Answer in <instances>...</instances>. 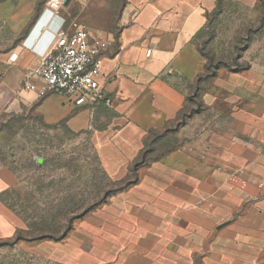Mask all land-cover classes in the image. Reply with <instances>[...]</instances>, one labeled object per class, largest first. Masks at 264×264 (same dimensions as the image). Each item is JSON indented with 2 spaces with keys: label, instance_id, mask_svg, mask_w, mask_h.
<instances>
[{
  "label": "crops",
  "instance_id": "crops-1",
  "mask_svg": "<svg viewBox=\"0 0 264 264\" xmlns=\"http://www.w3.org/2000/svg\"><path fill=\"white\" fill-rule=\"evenodd\" d=\"M83 2L0 0V120L30 110L88 133L103 170L120 181L149 131L178 122L189 105V85L207 69L197 39L219 0H123L117 37L108 26L91 28L112 41L98 77L109 103L78 106L65 94L24 89ZM240 117L145 166L95 215L92 229L107 221L102 230L121 264H264V116ZM9 188L0 175V238L26 228L2 200Z\"/></svg>",
  "mask_w": 264,
  "mask_h": 264
},
{
  "label": "rangeland",
  "instance_id": "rangeland-1",
  "mask_svg": "<svg viewBox=\"0 0 264 264\" xmlns=\"http://www.w3.org/2000/svg\"><path fill=\"white\" fill-rule=\"evenodd\" d=\"M122 4L84 0L76 18L93 29L108 26L117 37ZM197 43L207 55L205 74L189 85V105L151 156L186 144L193 134L232 128L240 116L246 121L251 114L264 116V6L223 0ZM144 167L113 181L88 133L73 132L64 122L47 125L30 110L5 116L0 175L10 188L4 199L26 220L24 238L37 239L0 238V264H121L102 230L107 221L99 230L92 223L98 225L95 215Z\"/></svg>",
  "mask_w": 264,
  "mask_h": 264
},
{
  "label": "built area",
  "instance_id": "built-area-1",
  "mask_svg": "<svg viewBox=\"0 0 264 264\" xmlns=\"http://www.w3.org/2000/svg\"><path fill=\"white\" fill-rule=\"evenodd\" d=\"M58 1L64 5L65 0ZM111 45L109 38L75 20L69 30L56 33L40 68L25 75L22 86L40 97L51 93L65 94L78 106L97 101L109 103L98 77Z\"/></svg>",
  "mask_w": 264,
  "mask_h": 264
},
{
  "label": "trees",
  "instance_id": "trees-1",
  "mask_svg": "<svg viewBox=\"0 0 264 264\" xmlns=\"http://www.w3.org/2000/svg\"><path fill=\"white\" fill-rule=\"evenodd\" d=\"M222 1L223 0H219V4H218V7L217 8H220V5H221ZM259 2L264 6V0H259ZM199 50L207 58V55L203 52V50L200 49V48H199ZM180 117H181V115H180ZM180 117H179V119H180ZM59 123H63V122H59ZM56 124H58V123H55V124H47V125H56ZM169 130H171V129H169V127H167V128H165L163 130H151V131H149V133L147 134L146 139H145V148L142 150V152L140 153V155L137 157V159L132 163V165L130 167V172L132 174H137V169L139 167L149 165L151 162H154V161L162 158L163 156H165L166 152H169L172 149H174V148H170V149H168L165 152H160L157 155L151 156V154H153L157 150V146H158L159 142L161 140L167 138L168 135H170L171 132ZM136 179H137V177H136ZM136 179H134V180H136ZM133 181H130V183L128 182L127 186L129 184H131ZM6 192L3 193V195H2V200L5 203H6V201L4 199V195L6 194ZM6 205L9 206L7 203H6ZM9 208H11V207L9 206ZM22 219L27 224L26 220L23 217H22ZM23 230H28V228L23 229ZM23 230H19L15 234V237H14V242L15 243H17L19 241H22V240H27L22 235ZM63 237L64 236L62 235V237H59V238H63ZM36 239H37V237H33L32 239H28L27 241L36 240Z\"/></svg>",
  "mask_w": 264,
  "mask_h": 264
},
{
  "label": "water",
  "instance_id": "water-1",
  "mask_svg": "<svg viewBox=\"0 0 264 264\" xmlns=\"http://www.w3.org/2000/svg\"><path fill=\"white\" fill-rule=\"evenodd\" d=\"M71 0H65L64 5H68ZM40 162H42V158L39 159Z\"/></svg>",
  "mask_w": 264,
  "mask_h": 264
}]
</instances>
